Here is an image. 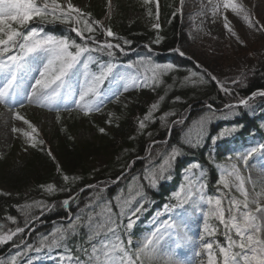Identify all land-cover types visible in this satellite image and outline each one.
Masks as SVG:
<instances>
[{
    "label": "snow or ice",
    "instance_id": "obj_1",
    "mask_svg": "<svg viewBox=\"0 0 264 264\" xmlns=\"http://www.w3.org/2000/svg\"><path fill=\"white\" fill-rule=\"evenodd\" d=\"M142 3L153 32V38L142 45L143 51L108 22L113 0H107L104 19L96 18L73 0H0V108L11 121L22 122L9 126L23 139L25 151L38 148L56 163L62 185L42 184L41 192L48 196L68 194L58 202L39 199L14 205L23 216V226L16 216L2 218L15 227L0 223V246L8 245L13 250L7 256L0 255V264H41L44 259L54 264H264V187L256 191L253 182L250 193L245 185L251 178L244 174L251 167L250 161L264 158V142L243 151H230L221 164L216 152L219 142L235 136L244 125L225 127L209 137L213 121L238 117L242 111L254 114L258 101L264 107V88L240 95L239 88L248 80L249 72L239 76L217 74L182 45L169 51L190 61L191 67L159 62L154 46L165 39L160 0ZM203 7L213 23L217 16L222 19L226 33L241 46H246V41L234 29L229 11L248 29L264 35V22L254 18L243 2L206 0ZM184 8L185 0H179L168 23L182 18ZM133 53L136 59L121 60ZM209 86L211 91L205 92L206 96L214 91L230 99L222 105L214 103L215 97L200 101L202 114L190 120L192 105L185 94L174 93L170 103L181 105L183 111L173 108L156 115L174 89ZM130 90H146L156 97L142 116H136L135 135L129 136L131 140L147 136L150 143L125 161L115 177L84 183L73 191L83 177L68 174L61 167L51 149L44 146L39 128L20 109L37 105L62 121L63 112L76 110L89 116L119 102ZM113 118L119 120L112 113L109 125ZM157 121L159 127L149 130ZM173 128L180 138L170 143ZM98 131L108 134L105 127ZM206 144V163L209 169H217V174L210 176L200 161L189 162L183 166L178 190L168 202L153 208L152 196L174 180L177 162L187 155L181 145L204 149ZM210 180L215 192H209ZM113 186L115 195L109 192ZM10 195L0 192V196ZM57 207L65 213L60 222L29 242L25 237L36 232V225L43 223L41 218ZM145 214H150L152 227L134 243ZM183 249L191 251L193 258H181L186 255Z\"/></svg>",
    "mask_w": 264,
    "mask_h": 264
},
{
    "label": "trees",
    "instance_id": "obj_2",
    "mask_svg": "<svg viewBox=\"0 0 264 264\" xmlns=\"http://www.w3.org/2000/svg\"><path fill=\"white\" fill-rule=\"evenodd\" d=\"M77 2H80V0H77ZM178 5V0H160L161 24L163 25L165 39L159 46H154L159 53L156 59L162 63L177 62L185 65V67H191L192 64L190 61L183 59L178 61V57L169 51L171 47L178 45H182L186 49L189 48L187 29L183 25L182 18L178 17L172 20L171 24L168 23L171 12ZM115 7V14L109 20L114 31L133 39L134 46L143 51L142 45L153 38V32L149 26L150 22L148 25L144 24L142 21L130 22L129 15L133 10H139L143 14H146V6L143 5L142 0L134 3V5H128L122 0H116ZM85 9L91 10L96 18L103 19L107 13V4L91 2ZM133 58L136 59V56L134 55ZM206 67L210 70H214L217 74L226 75L223 68L220 69V67L216 66V69H213L208 65ZM252 69L253 73L251 78L245 81L246 83L239 88L240 95H248L252 91L264 88V59H260ZM168 82L171 83L170 78ZM211 87L212 86L197 89H174L173 93H169V97L165 99L164 103L161 105L160 112L156 113V115H162L164 112L172 110L173 108L178 112L183 111L181 105H172L170 103V97L174 93L185 94V98L188 99L189 103L192 105L190 120H194L202 114L203 107L200 101H211L212 98L215 97L214 103L216 105H222L223 102H227L230 99L222 94L217 96V93L214 91L211 92V96H206L205 92L211 91ZM159 94L163 95V91ZM155 98L154 95L148 93L146 90H139L136 94L129 96L127 99L130 102L128 107L124 106L118 108L116 116L119 117V120L113 119L111 125L107 123V120L110 117V111L115 108L107 109L101 117L89 119L87 124L91 126L93 132L96 133V140L94 142L81 143L75 139L80 129L81 122L79 121H74L67 125H64V123L60 124L55 131H52L49 138L43 139L45 141L44 146L51 149L53 155L60 162L61 167L68 174L80 175L83 177V180L78 181L77 184L74 185L73 191H78L84 183H95L96 180L105 179L109 176L115 177L121 170V166L125 161L131 160L136 154L141 153L142 148L147 147L148 143H150L147 136H137L135 140L129 139V136L135 135L136 116H142L146 112L148 105L154 102ZM193 100H195L196 103H193ZM256 108L257 110L254 114H248L242 111L241 115L238 117L216 120L209 126V137H213L225 127L237 123L244 125V128L235 136L225 138L223 141L219 142V147L216 149V152L218 155L217 159L221 164L225 162L224 156L229 154L230 151H241L244 146L253 144L264 138V127H261V125L264 124V107H261L258 101ZM100 127H105L108 134H101L98 131ZM158 127L159 121H157L155 125L150 126L149 130H154ZM160 132L162 135L164 130L161 129ZM249 133H251V135ZM179 138L180 137L177 136V130L173 128L172 140L169 142L173 143ZM181 146L184 148L187 155L180 158L177 162L178 173L174 180L165 184L160 191L152 196V199L155 201L153 208L168 202L171 194L178 190L183 166L189 162L200 161L204 163L210 176H215L218 172L217 169H209L206 163L207 144L204 149H190L187 145ZM159 147L160 146L157 145V149ZM18 152V149H14L13 152L11 151V153L4 157H0V192L11 193L10 196H0V223H5L6 227H15V225L2 219L9 214L16 216L19 226H23V216L17 212L14 205L39 199H45L49 203L58 202L68 195L67 193H58L55 196H48L41 192L39 186L42 184L55 183L59 187L63 183L56 172V163L45 152L40 151L38 148H29L27 152L20 156ZM98 156L107 158L106 165L102 169L96 167V158ZM160 162L162 161L157 160V163ZM139 170V167H137L136 171L138 172ZM129 175H131V173H129ZM115 187L116 186H113L112 189H109L111 195H115ZM209 192H215L211 180L209 182ZM64 215V211L59 207L52 212L46 213L41 218L43 223L36 225V232L29 236L28 241L33 242L36 240L39 233H47L50 231L54 223L60 222V218ZM142 219L144 223L140 224L138 234L133 238L134 240L135 238H139L140 235L143 237L147 234L146 230L143 231L145 225H152L150 214H145V217ZM218 239L223 242L222 236H219ZM11 251L13 250L8 245L0 246V255L2 256H7Z\"/></svg>",
    "mask_w": 264,
    "mask_h": 264
},
{
    "label": "rangeland",
    "instance_id": "obj_3",
    "mask_svg": "<svg viewBox=\"0 0 264 264\" xmlns=\"http://www.w3.org/2000/svg\"><path fill=\"white\" fill-rule=\"evenodd\" d=\"M77 1V0H76ZM128 5H134L139 0H122ZM78 6L87 8L91 2H98L99 4L107 3V0H80L75 2ZM179 2V0H178ZM237 2H243L248 11L256 19L264 22V0H237ZM206 0H185V8L183 14V21L187 28V41L188 52L194 53L205 66H209L213 69L218 66L223 68L227 76H239L242 72H249L248 80L252 75V68L258 63L260 59H264V35L259 32H254L247 28V25L240 17H236L230 11L227 13L229 19L233 22V27L239 34V36L246 41V46L239 45L234 37H230L223 28L222 19L217 16L216 22L213 23L211 14L205 15L207 9L203 7ZM116 0H113V14H115ZM111 17V18H112ZM129 21H142L144 24H149V19L139 10H133L129 15ZM219 69V68H218ZM246 83V82H245ZM127 107L130 103L127 100H120L117 102L118 107ZM33 106L29 110H21L22 114H25L40 130V136L45 137L62 123L64 125L70 124L74 121H80V129L77 132L75 138L78 142H94L96 140V133L93 132L91 126L87 123V118L77 111L61 113L63 117L62 121H56L54 119L55 113L48 111L47 109L40 108L37 105ZM114 111V112H115ZM112 112V113H114ZM117 115V114H116ZM15 123L20 126L22 122L11 121L10 116L5 115V110L0 108V155L6 154L13 148L19 145H23L24 153L25 144L22 138H18L10 130V124ZM26 127V126H25ZM264 158L262 162L250 167L244 172L246 177H250V181L246 183V187L251 193L253 190V182L258 185L261 190L264 187ZM107 162V158L104 156H98L96 158V167L102 169ZM259 190V191H260ZM195 230V229H194Z\"/></svg>",
    "mask_w": 264,
    "mask_h": 264
}]
</instances>
